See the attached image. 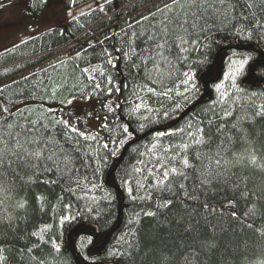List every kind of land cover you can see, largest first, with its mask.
I'll use <instances>...</instances> for the list:
<instances>
[{
	"label": "trees",
	"instance_id": "trees-1",
	"mask_svg": "<svg viewBox=\"0 0 264 264\" xmlns=\"http://www.w3.org/2000/svg\"><path fill=\"white\" fill-rule=\"evenodd\" d=\"M30 2L36 12L44 1ZM161 2L95 0L0 49V109H8V122H20L21 109L28 120L58 128L56 121H69L66 111L79 101L72 97L94 101L99 121L80 138L79 187L59 173L21 170L24 182H15L0 208V264H264V170L233 167L246 177L238 186L233 179L189 187L194 199L179 189H148L151 180L136 172L160 146L191 143L187 132L198 127L206 138L229 141V152H252L264 164L260 0L234 18L221 16L196 44L185 45L188 51L165 52L156 68L144 63L143 40L154 31L150 12ZM192 151L188 157L196 163ZM196 183L193 173L187 184ZM167 199L172 204L160 207Z\"/></svg>",
	"mask_w": 264,
	"mask_h": 264
},
{
	"label": "snow or ice",
	"instance_id": "snow-or-ice-1",
	"mask_svg": "<svg viewBox=\"0 0 264 264\" xmlns=\"http://www.w3.org/2000/svg\"><path fill=\"white\" fill-rule=\"evenodd\" d=\"M254 3L255 0L251 2L250 0H243V2L241 0H162L161 4L156 6V11L150 12L155 24L152 25L154 31L143 40L146 45L144 51L149 53L144 63L150 61L154 67L159 68L157 58L166 60L165 52L171 54L173 49L177 53L188 51L185 45L196 44L195 37L209 30L212 24L220 20L221 16L225 20L234 18L232 13L237 12L238 9L250 11ZM259 8L264 13V0H260ZM252 14L255 15V13ZM239 15L245 19L249 18L248 14L243 11L239 12ZM141 19L146 20L148 17H141ZM254 22L259 23V21ZM260 26L264 27V23ZM137 59H140V56H137ZM133 67L144 70L135 61ZM83 71L87 73L88 69L85 68ZM92 71L96 72L97 69ZM89 78L95 79L94 76H89ZM191 79L192 77L188 76L184 83L187 84ZM96 87L99 85L97 84ZM220 87L218 86V89ZM119 90L116 88V91ZM149 91L154 92L155 89H149ZM222 96L226 97L227 93H223ZM141 106L137 105V110ZM7 112V108L0 109V208L3 207L6 199H11V193L16 186L15 182H24L20 172L25 168L59 173L68 181L75 180L79 187L80 180L77 173L80 168L76 165L83 154L84 145L80 138L85 137V133L80 132L77 127L66 120H57L56 124L60 125L58 128L49 127L43 121L28 120L21 109H16V113H19L22 118L21 121L8 122L7 116L4 115ZM261 112H264V106H261ZM225 115L230 116L231 112L226 111ZM222 127L223 125H219L218 129ZM125 131H127L126 128ZM73 133L76 135L73 136ZM187 136L191 143L160 146L157 149L159 155L153 153L149 159L138 162L143 167H137L136 172L142 174L144 181L151 180L147 185L148 189L168 193H175L179 189L183 196L194 199L198 197L189 194V187L195 189L209 185L213 180L233 179L237 181L238 186L239 182L246 177L233 173V167H243L247 163L264 170V164H257L258 158L255 154L249 152V155L245 157L235 151L229 152V141L220 139L219 136L215 141L210 137L206 138L202 128L198 127L195 131L189 130ZM86 139L94 140L96 137L88 136ZM104 147L107 148L108 144ZM153 147L156 148L155 145ZM190 148L193 149L192 158L196 163L189 160L188 150ZM189 169L192 170L191 173ZM193 173L197 183L189 185L187 182ZM140 187L144 188L145 185L141 183ZM150 196L151 192H149V198ZM172 202L171 199H167L159 206L167 208ZM232 203L230 201L229 205ZM18 207L23 208L24 202L18 203ZM203 207L209 210L207 204H203ZM210 211L214 213L217 209L211 208ZM149 214L154 215V213ZM231 215L235 217L236 213L232 212ZM248 226L251 227V225Z\"/></svg>",
	"mask_w": 264,
	"mask_h": 264
},
{
	"label": "rangeland",
	"instance_id": "rangeland-1",
	"mask_svg": "<svg viewBox=\"0 0 264 264\" xmlns=\"http://www.w3.org/2000/svg\"><path fill=\"white\" fill-rule=\"evenodd\" d=\"M0 1V49L29 34L62 22L95 2V0H85L67 5L65 0H43L42 7L32 12L31 0ZM73 99L79 101L74 102L66 111L68 115L65 117L69 119V124L77 127L80 132L96 129L95 123L99 121L97 118L94 120L92 114L95 108L94 101L72 97L71 100Z\"/></svg>",
	"mask_w": 264,
	"mask_h": 264
}]
</instances>
